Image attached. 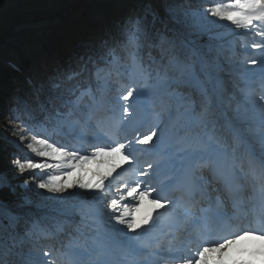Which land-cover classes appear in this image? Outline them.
Here are the masks:
<instances>
[{"label": "snow or ice", "instance_id": "6c2138e0", "mask_svg": "<svg viewBox=\"0 0 264 264\" xmlns=\"http://www.w3.org/2000/svg\"><path fill=\"white\" fill-rule=\"evenodd\" d=\"M169 11L176 18V10ZM205 12L206 15L195 14L193 35L197 39L190 38L183 42L179 52L170 42H150L149 17L155 18V9L144 4L139 8L133 7L120 21L118 34L101 37L79 57V71H72L66 79L71 81L88 73L94 78L97 87L94 89L92 82L84 77L83 83L78 81L68 89V99L55 97L67 111L61 113L57 110L53 119L58 128L68 127L78 131L81 136H93L100 141L92 146L90 153L81 154L79 150L56 146L35 133L27 140L21 133L20 144L26 145L42 158L41 161L15 159L13 166L21 175L39 170L41 178L37 180L35 176L31 177L35 187L57 194L59 199H64L63 194L73 188L82 190L81 202L67 210V214L79 216L74 231L85 242L91 240L96 256L93 264H127L128 257H143L152 249L157 250L154 253L157 256L160 252L169 254L165 264H264V159L257 165L250 156H238L239 137L234 139L232 146L225 148L214 137L201 139L194 131L196 126L207 127L211 122L210 117L215 115L214 98L222 90L219 76L222 71V52L212 43L216 37L208 17L228 22L239 29L255 28L257 22L264 26V0H225L211 5ZM203 35L209 37L206 44L198 42V38ZM146 47L155 48L158 57L149 52L146 62L143 55ZM252 47L264 50V43H254ZM259 62L264 75V59ZM249 63L256 65L258 61L252 59ZM125 74L131 83L123 85L121 94L117 96L118 101L125 102L121 105L124 119L115 126H108L107 121L97 115L105 111L103 96L97 100L95 93L101 92L102 86L107 85L113 76ZM137 77L146 84L150 80L155 81L162 108L161 112L156 113L158 117L166 112L171 119L174 109L179 113L178 120L172 124L177 139L169 171L164 176L166 186L172 192L168 197L160 195L163 189L156 185L147 171L138 173L146 177L144 181H133L131 176L121 179L120 174L113 175L116 168L121 167L116 162L117 156L131 165L132 160L138 159L137 153H151L155 148V145L152 148H138L137 145H150L154 137L159 139L156 127L144 132L136 127L129 136L127 117L132 115L129 111L132 107L130 98L143 107V102L149 96L145 88L137 86ZM27 83L38 97L45 91L43 82L30 79ZM55 87L59 88L60 85L56 84ZM193 92L198 99L193 98ZM85 98L92 103L85 104ZM260 100L264 101V95ZM261 108L264 110V104ZM12 118L19 119L15 115ZM113 137H122L125 142ZM34 143L38 147H34ZM260 144L264 152V121L261 124ZM48 160L55 163H48ZM106 165L108 170H102ZM148 168L153 169V165L149 164ZM53 169L59 170V174H49L48 170ZM206 172L211 176V189L205 177ZM28 183L25 182V187ZM245 185H250L252 192L247 203L243 197ZM6 186V179L0 177V188ZM153 193H156L155 197ZM220 193L224 194L225 199L221 198ZM257 197L259 204L255 207ZM145 200L154 206V211H164L157 212L155 216L152 212L138 215ZM226 201L231 204V216ZM202 203L207 205L201 208L202 215L193 217L187 209ZM249 207L254 208L250 223L258 227L233 230L231 219L247 212ZM178 209L184 217V224L198 230L202 241L194 253L189 249L188 255L172 254L178 250L161 243H152V233L158 228L161 219L165 214L171 219ZM239 218L243 219V216ZM18 223V218L13 216L7 227L0 224V264H10L5 257L11 256L17 246L15 229ZM128 233H135V236H129ZM214 236L217 238L213 239ZM241 241L257 243L239 248L235 256H230V249ZM68 247L66 264H83L79 258L81 245L70 243ZM113 251L118 254V261L112 259ZM43 255L48 256L49 253L44 252Z\"/></svg>", "mask_w": 264, "mask_h": 264}, {"label": "trees", "instance_id": "16d2710c", "mask_svg": "<svg viewBox=\"0 0 264 264\" xmlns=\"http://www.w3.org/2000/svg\"><path fill=\"white\" fill-rule=\"evenodd\" d=\"M88 1V2H87ZM114 0L102 1V0H76L70 6L71 11L67 15L60 14V11L54 12L52 14L44 15L40 10H34L31 12L14 14L9 20H11V26L6 31L0 34V48L7 45L9 38L17 35L19 33L26 31V25L37 24L44 19H48L52 25L58 20L57 24L50 30V40L44 46L45 48V60L49 62L51 58L56 59L54 66L49 64L50 72L49 74L43 72L41 69L37 68L39 74H41L42 82L45 84V91L39 97L33 94L32 89L29 87L27 81L30 79L38 82L36 79L37 72L28 60L21 61L20 65H14V63H1L0 61V121L2 122H12L17 127L23 128L25 133H35L40 138H46L50 143L56 146H63L71 150H80L82 147L80 143L83 141V136L79 132L77 134L70 130L68 127L56 126V121L53 119L55 112L58 110L61 113L66 112L67 109L62 106L60 100L55 99V97H63L68 99V89L73 87L78 81L83 83L84 77H87L92 82V87L95 89L97 87L94 78L89 76L88 73L84 74V77H77L74 80H67L66 77L72 71H79L80 61L77 59L80 52L78 48H83L87 43L90 46L95 45L98 40L105 36L102 35V31H106V24L99 20L96 21L87 15V10L92 6H96L99 12L105 14V19L108 23H112L115 20L120 21L129 13L131 9L127 7H133L134 3L130 2L121 11H113L109 6ZM164 1V0H161ZM178 2H184L187 7H189L186 0H171ZM219 2H225V0H197V2L190 6L196 12L201 11L198 6L207 5L209 3L215 4ZM126 14V15H123ZM79 14V15H78ZM78 15V16H77ZM77 16V17H75ZM70 18V20L66 19ZM149 27L151 29V41L152 43H158L159 37H162L163 41L168 42V38L174 40L173 44L176 46L179 52L178 41L176 40L177 35L170 31L168 28H164V25L160 22L161 18L149 17ZM219 24V22H217ZM117 30V34H118ZM109 35V34H108ZM164 36V38H163ZM94 37V38H92ZM241 39L238 41V49H243L245 52L239 54L241 56H235L233 52L227 53L225 57H231L234 59H242L249 62L252 59L258 60L264 57V50L256 49L252 47L254 43H264V26L257 25V27L250 29L247 35H240ZM246 49H250L247 51ZM77 50L75 52H71ZM151 52L153 56L158 57V51L155 48H145L143 55L145 61L147 62L148 53ZM239 50L236 51L238 53ZM249 74L244 71V73H238L237 79H232L234 84L225 86L231 89L228 92V98L222 96L223 91L219 93L221 97L220 100L224 106L228 108L229 100L234 102V108H230V112L234 111V119L240 118L246 121L243 122L241 130L249 138L256 140L255 145L258 150L261 149L260 133L261 129L260 123L256 120L258 114L251 113V111H246L243 107L245 104L249 105L250 97L258 96L259 98L255 102L264 104V101L260 100V97L264 95V86L261 84L263 80H260L254 74V82H250ZM256 79V80H255ZM131 83L128 76L122 75L120 77L113 76L108 84V91L115 93L112 98H108L107 94L103 92V87L101 92H96L97 100L101 99L103 96V103L105 111L99 112L97 115L99 118L107 121L108 126H115L122 119L121 105H123L122 100H117L118 94H121V88L123 85H128ZM142 83L139 77L136 78L137 86ZM59 84L60 87H55ZM126 91V89H124ZM239 91L234 94L232 91ZM255 92V94H253ZM118 93V94H117ZM236 95H239L241 103L235 100ZM193 98H195L193 96ZM51 101V103H48ZM252 101V100H251ZM92 102L85 98V104H91ZM43 105V109L41 108ZM237 108V109H236ZM149 111L148 122L152 127H158L164 121H168L166 129L168 130L170 143H176V136L172 127L173 122L178 120L179 113L174 109L171 113V119L169 115L165 112L162 113L161 117L156 115L157 112H161V100L160 96L150 99V104L147 106ZM249 109V108H248ZM250 110V109H249ZM131 112V110H129ZM214 112L215 115L210 117L211 122L208 123L207 127L196 126L194 131L198 134L199 138L207 139V137L212 136L217 139L221 144L228 148L231 143L226 137V132L228 131L226 127V122L223 121L221 112L217 103V97L214 98ZM132 113V112H131ZM13 115L19 117V119H13ZM79 116V113H77ZM130 119V116L127 117ZM23 121V123H21ZM225 122V123H224ZM27 125V127H25ZM31 129V131H29ZM84 149V148H83ZM84 153V152H81ZM238 156V150L236 153ZM20 159L25 161L32 159V157L24 151L17 148L16 145L12 144L9 140H6L4 135L0 133V176L7 177V181L11 184L12 190L9 187L0 188V202L4 203L18 218L19 223L15 229L16 243L17 246L11 256L5 257L10 264H36L35 257L37 255H43L44 252H48V258L53 264H66L61 261L62 256L69 251L68 245L80 244V251L86 253L93 257V252L91 250V242H85L83 237L78 236L74 231L76 224L79 222V217L76 219L78 222L73 226H68L70 223L75 222L74 218L61 215V213L56 210H41L34 206H20L19 195L20 186L26 181H29L32 176L21 175L15 176V168L13 166V161L15 159ZM9 221L2 220V225L7 227ZM35 225V227H33ZM62 229V230H61ZM39 230L40 233H37ZM7 237V233H5ZM76 237L75 240L72 238ZM60 240L61 243L56 242ZM11 243V241H9Z\"/></svg>", "mask_w": 264, "mask_h": 264}, {"label": "rangeland", "instance_id": "374dc122", "mask_svg": "<svg viewBox=\"0 0 264 264\" xmlns=\"http://www.w3.org/2000/svg\"><path fill=\"white\" fill-rule=\"evenodd\" d=\"M76 0H0V34L6 31L11 26V20H9L14 14H18L20 12H31L34 10H40L42 11V14H52L54 12L60 11V14L67 15L72 7L70 4H72ZM102 1H108V0H102ZM188 2V6L184 4V2H178L171 1V0H114L109 6L111 10L114 12L119 10L121 11L122 8H125L130 2L134 3L133 7L139 8L141 5L148 4L151 5L155 9V16L157 18H161V23L164 25V28L170 29V31L174 32V34L177 35L176 40L178 41L179 50L181 51L182 43L186 40L192 38L197 39L194 33V23L195 20V14L201 13L206 15L205 10L213 5L212 3H209L207 5L198 6L197 8H200L201 11L196 12L193 9H191L190 6H193L197 0H186ZM88 2V1H87ZM133 7H127V9H132ZM169 9H175L176 10V18H173V15L170 13ZM79 15V14H78ZM77 15V16H78ZM87 15L91 17L92 19L99 22V20L103 21L106 24V31H102V35H108V34H117L118 30V21H114L112 23H108L106 21L105 14L102 12H99L97 7L92 6L89 10H87ZM123 15H126L123 13ZM75 16V17H77ZM67 20L70 18H66ZM208 21L212 23L215 39L212 41V43L222 52L221 56V65H222V71L219 73V76L222 81V96L224 98H228V92H231V89L225 90V86H229L231 84H234L232 79L238 78V73H244L246 71L250 76V82H254V74H257V78H259L264 86V75H262V64L259 62L264 57L259 58L257 61L258 63L256 65H252L249 62H246L242 59H234L231 57H225L227 53L233 52L235 56H241L239 54H242V52H245L243 49H238V41L241 39L240 35H247L250 29L253 27H250L249 29H239L236 28L233 25H230L228 22L224 21H217L214 17H208ZM58 20L55 21V23H50L48 19L42 20L40 23L37 24H28L26 25V31L19 33L17 35H14L13 37L9 38L7 41V45L0 48V61L1 63H14V65H20L21 61L28 60L31 64H33L34 68L36 69L37 76L36 79H38V82H42L41 74L37 71L38 69H41L43 72L49 74L50 68L49 64L51 63L52 66L55 65L56 59L51 58L49 62H47L44 58L45 56V48L44 46L49 42L50 40V30L57 24ZM219 22V24L217 23ZM259 23L257 22V25ZM51 28V29H50ZM94 38V37H92ZM164 38V36H163ZM162 41V37H159L158 43ZM168 42L172 43L174 42L173 39L168 38ZM198 42L201 44H206L209 42V37L207 35L200 36L198 38ZM91 46L89 43L85 45L83 48H78L77 50H73L71 52H80V55H78L77 59L79 60V57L84 55ZM239 50L238 53L236 51ZM249 51L250 49H246ZM139 80L142 81L141 85L138 87L145 88L148 93V99L147 101H144V106H139L136 102L133 101V98H130V103H132V107H130L129 110H131L132 115H130V119L128 120V133L129 136H131L132 129L139 127L141 132L147 131L151 128L148 122V116L149 111L147 109V106L150 104V99L154 97H158V89L156 87L155 81L150 80L145 83V81L139 77ZM256 80V79H255ZM103 92L107 94L108 98H112L115 93L113 91H108V84L102 86ZM234 94H237L239 91H232ZM118 94V93H117ZM255 94V92L253 93ZM194 99H198L197 94L193 92ZM259 96V95H258ZM251 96L250 97V103L249 105L245 104L243 107L246 109V111H251V113L258 114L259 116L256 117V120L260 123V129L262 121H264V110L261 108V103L255 102L256 99L259 97ZM220 96H217V103L220 109V114L222 116L223 121L226 122V127L228 131L226 132V137L228 141L233 145L234 139L240 138L239 147L237 148L239 156H243L244 158H248L249 156L259 165L261 160L264 159V152L257 149L255 146L257 144L256 140H253L252 138H248L243 131L241 130L243 122L246 121L244 119H234L235 112L229 111L230 108H234V102L232 100H229V103H227L228 108L224 106L220 100ZM235 100L237 102L241 103V100L239 99V95H236ZM252 100V101H251ZM123 104L125 103L122 100ZM85 103V101H84ZM250 110H249V109ZM237 109V108H236ZM130 112V113H131ZM123 120V119H122ZM121 122V121H120ZM224 122V123H225ZM119 124V123H118ZM168 125V121L164 120L160 126L158 127V135L159 139L156 137L153 138V141L150 145H137L138 148H152L153 145H155V148H153L151 153H137L138 159L132 160L131 165H129L128 162H125L122 160L121 157H116V162L121 165V167L116 168V171L113 173L114 176L117 174H120L121 179H127L129 176H131V179L134 181L136 179H139L141 181H144L146 177L139 176L138 173L140 171H147L153 178L154 182L157 186L161 187L163 190L161 191L160 195L168 197L172 195L171 190L166 186L167 181L164 180L165 174L169 171V165L171 162V154L174 149V146L176 143H170L171 140L169 139L168 130L166 129ZM0 133L1 135H4L6 140H9L12 144L16 145L17 148L21 151L26 152L29 154L34 161H41L42 158L39 157L37 154L29 150L26 145L20 144L21 139V133L25 135V138L27 140L31 139V133H25L23 128L17 127L12 122H2L0 121ZM73 133L77 134L78 131H74ZM80 134V133H79ZM75 136H81V135H73ZM83 141L81 144V148L79 151L84 152L81 154H87L92 151V146H94L96 143H99L95 137L93 136H83ZM113 139H119V142H125L122 137H113ZM260 142V140H259ZM34 147H38V145L33 144ZM84 148V149H83ZM68 150H71L67 148ZM106 160L109 158H105ZM48 163H55L54 161L48 160ZM157 162H159V167H157ZM152 164L153 169H149L148 165ZM15 168V167H14ZM104 171L108 170V166L106 165ZM49 174H59V170H48ZM15 176H21V174L18 172V170L15 168ZM23 175L28 176H35L37 180L41 178L42 174L39 170L36 172H26ZM3 178H7L5 176H0ZM206 179L209 181V188L213 186L211 183V176L206 172L205 173ZM46 178V177H45ZM73 180H75V177H73ZM7 181V179H6ZM28 186L25 187V182L21 184L20 186V194L19 195V201L20 203L18 205L20 206H36L38 209L41 210H56L57 212L61 213V215H65L67 217L74 218L76 220L79 216H70L67 214V210H69L73 205H77L81 202V193L82 190L78 188H73L69 190L68 193L63 194L64 199L57 198V194L49 193L46 190H42L35 187V184L31 181V179L28 181ZM8 186L13 193L14 190L11 187V184L9 183V180L7 181ZM144 185L142 184L141 187ZM85 196H90V194L84 193ZM178 195V194H177ZM221 198L225 199L224 194L220 193ZM156 196V193H153V197ZM243 197L245 200V203L249 201V199L252 197L251 192V186L245 185V191L243 193ZM129 203V202H126ZM255 207H258L259 201L258 197L256 199ZM207 207L206 204H199L192 206L190 209H187L190 211L193 215V217H198L202 215L201 208ZM226 208L229 211V215L231 216V204L226 201ZM158 209L154 211V206L150 205L147 200L144 202V206L141 208L140 213L138 215L144 216L147 215L149 212H152L153 216L157 214V212H162ZM180 210L178 209L176 213L172 214V218L169 219V217L164 216V218L161 219L160 224L158 228L152 233V243L155 245L156 243H161L165 247H171L174 250H178V252H174L172 254L176 255H188L189 249L194 251L196 250L197 246L202 243L200 236L198 235V230L192 229L190 225H187L183 227L184 223V217H182L179 214ZM240 215L243 216V219L238 218V221L235 222V229L240 227H254L255 223H250L252 220V217L254 215V208L249 207L247 212H244L242 214H237V217ZM15 216V214L8 208L6 205L2 202H0V224H2V220H8L10 217ZM76 220L73 223H70L68 226H73L77 223ZM180 222V228L179 232H175L173 228L177 223ZM114 223V222H113ZM170 226V229L168 227ZM168 231V232H167ZM37 233H40L39 230H36ZM196 233V234H195ZM129 236H135V233H128ZM226 235V234H225ZM224 235V236H225ZM216 237L214 236L213 239ZM91 242V240H89ZM56 242L61 243L60 240H57ZM249 241H241V243H248ZM251 242V241H250ZM92 243V242H91ZM237 244V245H239ZM91 250L93 252V257L90 255H87L86 253L80 251V259L83 261V264H93V261L95 260V247L93 244H91ZM157 250L152 249L149 250V254L147 256H131L127 258V264H165L167 257L169 254L160 252L159 256L154 254ZM230 256L232 255L229 253ZM233 256V255H232ZM235 256V255H234ZM61 261L66 263L68 257L66 255L62 256ZM227 258V257H226ZM246 258V257H244ZM113 260L118 261L119 257L118 254L113 251ZM36 264H47V262H51L46 256L44 258L42 255H37L35 257Z\"/></svg>", "mask_w": 264, "mask_h": 264}, {"label": "bare ground", "instance_id": "6f19581e", "mask_svg": "<svg viewBox=\"0 0 264 264\" xmlns=\"http://www.w3.org/2000/svg\"><path fill=\"white\" fill-rule=\"evenodd\" d=\"M258 165V164H257ZM160 211H164V210H160ZM165 216L167 217L168 216V214H165ZM184 223H183V227H184ZM180 222L179 223H177L176 225H175V227L173 228V230H175V232H179L180 230H179V228H180ZM185 226H187V225H185ZM168 227H169V229H170V226L168 225ZM254 227H258V225L257 224H255V226ZM194 231H197V230H193V232ZM196 234V233H195ZM253 243H257V242H254V241H249L248 243H241V244H239V245H234L231 249H230V253L234 256V255H236V253H237V249H239V248H242V247H249V246H251V244H253ZM231 255V256H232ZM147 256V255H146Z\"/></svg>", "mask_w": 264, "mask_h": 264}]
</instances>
